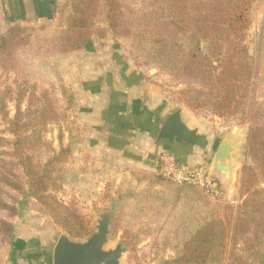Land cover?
Wrapping results in <instances>:
<instances>
[{"label": "rangeland", "instance_id": "1", "mask_svg": "<svg viewBox=\"0 0 264 264\" xmlns=\"http://www.w3.org/2000/svg\"><path fill=\"white\" fill-rule=\"evenodd\" d=\"M72 1L49 0L41 11H38L42 7L39 6L25 18H12L10 3L0 0V34L13 26L21 28V38L15 39L4 54H0V98H4L11 118L16 113V105L20 104L21 121L27 126L25 147L34 156L37 167L51 171L55 187L49 192L61 203L77 208L88 224L89 234L95 230L100 213L106 212L113 218L109 245L114 246L119 241L125 245L122 264H159L162 258L175 257L176 248L186 240L191 229L207 220L224 217L228 204L240 202L242 168L251 163L247 155L249 124L242 123L240 115L219 117L209 107L193 110L182 103L179 91L186 84L145 57L132 35H115L103 10L95 17L94 32L85 48L58 52L57 41L71 13ZM120 1L123 27L132 33L147 29L143 26V11L149 10L151 1ZM250 19L246 41L260 66L254 94L257 101L264 102V0L253 2ZM202 43L205 44L202 51L207 52L208 42ZM129 67L160 85L168 111L181 108L186 117H195L194 121L203 125L208 134L216 135V145L228 135L239 137L235 145L240 144V150L234 155L237 163L231 176L233 191L222 182L218 169L212 170L220 179L224 194L213 197L196 185L178 184L165 175L166 178L160 177L163 173L159 157L158 168L153 164V169L142 161L130 163L115 152L102 154L99 148L88 144L94 137V131L88 128L98 120L95 107L99 105L101 109L105 102L100 96L86 94L84 82L104 77L111 82L104 85L109 94L119 83L117 78L124 72L123 68ZM46 103L52 104L57 118L42 123L40 110ZM164 120L165 117L161 118L160 124ZM160 127L155 132L156 139ZM0 137L3 138L2 156L12 160L8 153L12 151L13 134L1 114ZM62 147L68 149L67 160L48 165L50 157ZM208 147L207 160L202 164L211 167L217 146ZM8 169H0V175L18 179L23 187L19 189L0 180V201L8 205L0 204V220L12 223L15 234L19 226L26 225L27 234L36 239L34 241H41L52 253L60 234L66 231L46 207L30 195L28 178L22 168ZM7 245L0 224V252Z\"/></svg>", "mask_w": 264, "mask_h": 264}, {"label": "trees", "instance_id": "2", "mask_svg": "<svg viewBox=\"0 0 264 264\" xmlns=\"http://www.w3.org/2000/svg\"><path fill=\"white\" fill-rule=\"evenodd\" d=\"M143 11V26L132 33L124 26L120 0H73L57 41V51L64 53L85 48L94 32L98 11L115 35H132L138 48L156 66L186 86L179 100L196 110L211 108L214 115H240L248 123L247 155L251 163L242 168L241 200L228 204L225 216L213 218L191 229L186 240L176 248L172 259L159 264H264V102L257 101L260 66L247 44L251 24L250 8L255 0H150ZM142 11L139 13L141 15ZM21 28L13 26L0 34V54L14 43ZM207 41V52L201 43ZM33 100V95L29 97ZM14 117L9 116L6 102L0 98V114L10 132L12 160L0 151V169L22 168L28 178L29 193L46 207L68 235L84 238L90 230L83 215L73 205L61 203L49 192L54 178L47 168L40 169L25 147L26 123L21 121L18 103ZM42 123L57 118L51 103L42 106ZM3 138L0 137V146ZM68 149L50 157L49 164L67 160ZM174 153V152H172ZM181 161L180 153L175 152ZM1 174V173H0ZM160 177L166 178L163 174ZM0 180L22 189L18 179L1 176ZM4 207L7 204L0 201ZM1 228L9 245L16 234L12 223L1 219Z\"/></svg>", "mask_w": 264, "mask_h": 264}, {"label": "crops", "instance_id": "3", "mask_svg": "<svg viewBox=\"0 0 264 264\" xmlns=\"http://www.w3.org/2000/svg\"><path fill=\"white\" fill-rule=\"evenodd\" d=\"M48 1L8 0V3L14 14L12 18H25L39 6L42 7L38 8V11H41ZM127 69L123 68L124 72L117 78L119 83L109 94L105 91L104 85H110L111 82L104 77L84 82L86 94L100 96L105 102L101 109L99 105L95 107L98 120L88 128L94 131V137L88 144L99 148L102 154L115 152L130 163L142 161L153 169H155L153 164L158 168L156 160L164 152H178L182 160L189 164L206 162L209 150L207 148L155 138V132L159 125H162L161 118H166L172 113L168 111L166 97L159 84L146 80L134 68ZM182 119L188 127L197 128L200 133L207 136L208 148L213 149L217 146L218 137L208 134L203 125L199 126L194 121L195 117L190 115L186 117L183 109ZM219 172L218 176L226 183L227 189L233 191V178L228 173ZM27 231L26 225L17 228L13 245H7L0 252V264H52L53 252L51 253L49 248H44L41 241H34L36 239L29 236Z\"/></svg>", "mask_w": 264, "mask_h": 264}, {"label": "water", "instance_id": "4", "mask_svg": "<svg viewBox=\"0 0 264 264\" xmlns=\"http://www.w3.org/2000/svg\"><path fill=\"white\" fill-rule=\"evenodd\" d=\"M205 44L202 43V50ZM239 137H224L216 147L211 162L212 169H218L234 174L240 144L235 145ZM157 139L169 140L172 143H188L206 149L209 143L207 136L197 128H190L182 119V109L170 113L162 123ZM95 230L84 239L71 238L67 233H61L52 253V264H122L125 254L123 241L110 246L113 218L104 212L96 219Z\"/></svg>", "mask_w": 264, "mask_h": 264}, {"label": "built area", "instance_id": "5", "mask_svg": "<svg viewBox=\"0 0 264 264\" xmlns=\"http://www.w3.org/2000/svg\"><path fill=\"white\" fill-rule=\"evenodd\" d=\"M159 160L163 175L170 180L178 184L196 185L213 197H220L224 194L222 183L212 167L182 162L180 157L172 152L160 154Z\"/></svg>", "mask_w": 264, "mask_h": 264}]
</instances>
